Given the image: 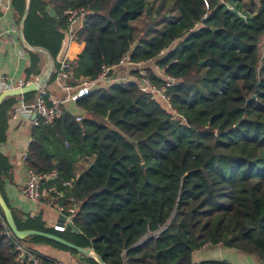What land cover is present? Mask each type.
Masks as SVG:
<instances>
[{
	"label": "trees",
	"instance_id": "16d2710c",
	"mask_svg": "<svg viewBox=\"0 0 264 264\" xmlns=\"http://www.w3.org/2000/svg\"><path fill=\"white\" fill-rule=\"evenodd\" d=\"M166 1L155 10V0H30L23 38L54 60L49 83L56 79L57 57L67 37L65 12L85 8L87 19L74 32L76 41L85 43L73 63L75 76L95 78L103 65L117 64L125 56L132 63L153 61L177 79L169 94L186 123L174 120L137 83L115 82L75 102L86 112L81 122L65 111L54 124L33 128L27 169L38 174L57 170L70 180L78 163L92 158L66 196L53 200L66 208L73 205L71 197L78 203L73 223L79 234L48 229L41 215L25 216L10 205L3 184L13 167L1 154L0 192L19 230L47 232L93 248L106 264H122L124 251L130 264H193L194 252L208 243L260 263L264 0H173L163 12ZM12 5L21 24L27 0H12ZM145 16L151 21L139 29L137 22ZM26 51V78L35 81L45 72L46 58ZM148 70L156 84H163ZM133 75L137 78V71ZM37 93L26 94V103H33ZM19 101L12 97L0 107V142ZM164 227L159 236L137 245L147 233ZM7 231L0 208V264H20ZM29 240L78 254L40 236L22 241Z\"/></svg>",
	"mask_w": 264,
	"mask_h": 264
},
{
	"label": "built area",
	"instance_id": "2783aa9c",
	"mask_svg": "<svg viewBox=\"0 0 264 264\" xmlns=\"http://www.w3.org/2000/svg\"><path fill=\"white\" fill-rule=\"evenodd\" d=\"M12 0H0V8L8 9L11 6ZM233 10V7H228ZM69 27L66 33L67 38L63 40L60 53L57 57L58 68L56 70L55 81L60 88L66 93V99L59 101L51 96L45 89L37 93L36 99L33 103L28 104L25 101L24 96H19L20 101L18 106L12 111L11 118L30 120L34 127L49 126L54 124L57 120L61 119L65 113V104L69 102L75 103L79 99L89 95L91 92L96 90L99 86L110 81V77L117 69H122L127 66H137V78L130 82L138 84L139 89L150 96L153 101L159 103L174 120H181L182 123H186L185 118L178 113L172 103V98L169 94V90L177 84V79L169 74H166L163 69L156 66L155 74L163 81V84H156L150 77V72L147 68L143 67L146 62L132 63L130 62L129 56L123 57L119 63L114 65H103L101 71L95 78H77L73 71V63L70 57L64 53V48L68 39H75V28L81 25L89 14V11L85 8H70L65 12ZM245 21L247 17L239 12ZM2 32L0 29V38ZM262 62L264 61V44L262 47ZM33 81L26 79H0V94L10 90L22 89L28 86ZM35 116L32 119V116ZM76 120L81 122L82 117H77ZM28 154L26 153L23 157V162L27 160ZM79 177L76 175L75 179ZM75 179L64 180L60 177L57 170H51L42 174L36 173L32 169H27V181L21 189V194L33 202L36 205L44 206L53 210H56L60 215V221L53 228L54 230L65 232L68 223H73L74 215L78 210V203L71 197L69 202L73 205L66 208L62 204L54 203L53 200L57 198H64L66 193L70 191L73 186ZM165 229L162 228L155 233H147L137 245L143 244L151 237H157ZM8 236L15 241V250L17 252V261L20 264H70L59 260H51L41 256L37 251L31 248L22 240L18 239L12 231L8 228L6 232ZM208 245H210L208 243ZM207 245V246H208ZM123 263L130 264L127 257L126 251L122 253ZM264 264V260L260 262Z\"/></svg>",
	"mask_w": 264,
	"mask_h": 264
},
{
	"label": "crops",
	"instance_id": "0c3cea01",
	"mask_svg": "<svg viewBox=\"0 0 264 264\" xmlns=\"http://www.w3.org/2000/svg\"><path fill=\"white\" fill-rule=\"evenodd\" d=\"M258 7L253 15L257 14ZM16 11L11 3L8 9L0 8V79H26L25 71L30 65L29 55L23 44L21 36V24L15 19ZM67 38V37H66ZM65 38V39H66ZM64 39V40H65ZM85 49V43L68 39L64 48L72 63L78 59ZM146 65L143 64V66ZM128 70L117 69L110 77V81L103 84L109 85L115 82H130L135 79L133 72L137 66L128 67ZM32 81V80H31ZM56 100L66 99L65 92L54 80L45 88ZM37 96V95H36ZM65 111L77 117L84 118L86 112L80 109L75 103L65 104ZM7 128L4 138L0 142V154L7 158L12 165L11 177L4 179L3 189L10 205L22 215H41L47 227H53L59 223L60 215L56 210L36 205L21 194V189L27 181V168L23 162L24 155L28 152L32 141V131L34 126L30 120L13 119L9 114ZM33 118V116H32ZM86 161V162H85ZM92 158L83 159L78 163L77 169H85ZM88 162V163H87ZM84 164V166H83ZM80 172H76L80 174ZM43 257L51 260H59L70 264H88L86 257L82 254H74L68 250L49 246ZM41 255V254H40ZM205 262H217V264H260L259 260L253 256L244 254L237 250L228 249L222 244H210L193 254V264H203Z\"/></svg>",
	"mask_w": 264,
	"mask_h": 264
},
{
	"label": "water",
	"instance_id": "95a60500",
	"mask_svg": "<svg viewBox=\"0 0 264 264\" xmlns=\"http://www.w3.org/2000/svg\"><path fill=\"white\" fill-rule=\"evenodd\" d=\"M29 7H30V0H27V8H26V11L24 13V16L22 18V23H21L22 41H23V44L26 48L31 49L33 51L40 52L45 56V58H46L45 72L37 80L31 82L28 86H26L22 89L10 90V91H6V92L1 93L0 94V107L3 104V102L9 98L19 97L22 95L25 96L26 94H29L31 92H39V91L45 89L48 86L50 78H51L53 71H54V60L52 59V57L50 56L48 51L41 49V48L29 46L23 38V24H24V21L28 15V13H29ZM238 15H240V14L238 13ZM201 63H203V61H201ZM254 98L255 97H252V99H254ZM35 116L36 115H34L32 119H34ZM0 208L4 213L5 222H6L7 227L12 231V233L18 239L26 240L27 238H29L31 236L44 237V238L50 239L52 241H55L57 243H60V244L66 246L70 249L76 250L78 253L82 254L83 256H85L88 259L95 261L97 264H106L101 259V257L95 252V250L93 248L79 247L73 243L66 241L65 239H63L59 236H56L54 234H50L47 232H42V231H37V230H19L17 225H16L12 210L10 209L8 204L6 203L1 192H0ZM47 228L52 229L51 227H47ZM67 229H71L76 234L80 233L79 229L74 225V223H68Z\"/></svg>",
	"mask_w": 264,
	"mask_h": 264
},
{
	"label": "rangeland",
	"instance_id": "374dc122",
	"mask_svg": "<svg viewBox=\"0 0 264 264\" xmlns=\"http://www.w3.org/2000/svg\"><path fill=\"white\" fill-rule=\"evenodd\" d=\"M165 0H155V10L156 9H158V8H160L162 5H163V2H164ZM172 4H173V0H167L166 1V3H165V5L163 6V12H167L168 10H169V8L172 6ZM154 17L156 18V15L154 14ZM15 19L17 20V22H18V20H19V17H18V15L17 14H15ZM150 18L149 17H147V16H145V17H143L139 22H137V27L139 28V29H141L142 27H144L145 26V24L147 23V22H149V21H151V20H149ZM261 58H262V55H261ZM129 66H127V67H125V68H122V70H124V71H126V70H128L127 68H128ZM143 67H145V68H147V69H149V68H152L153 69V71L155 72L156 71V66H155V63L153 62V61H150V62H146V65H144ZM104 86V85H103ZM65 96H66V94H65ZM86 162V161H85ZM88 163V162H87ZM83 166H84V164H83ZM77 172H80V169L78 168L77 169ZM25 243L27 244V245H29L31 248H33L35 251H37L39 254H41V256L43 255H48L46 252H47V249L49 248V246H52V245H49V244H38V245H36V244H34L31 240H29V241H25ZM53 247V246H52ZM74 254H76V253H74Z\"/></svg>",
	"mask_w": 264,
	"mask_h": 264
}]
</instances>
